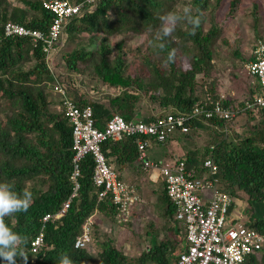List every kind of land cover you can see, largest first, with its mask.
I'll return each mask as SVG.
<instances>
[{
  "label": "trees",
  "instance_id": "16d2710c",
  "mask_svg": "<svg viewBox=\"0 0 264 264\" xmlns=\"http://www.w3.org/2000/svg\"><path fill=\"white\" fill-rule=\"evenodd\" d=\"M220 2L96 0L93 7L86 5L65 19L52 45L49 64L41 40L5 35L3 28L12 21L47 33L53 13L42 7L41 0H0V182H12L16 191L28 189L32 193L27 212L5 218L13 231L28 237V264H58L63 253L74 264H176L179 253L188 246L186 226L176 217L175 205L163 188L157 195L161 206L156 208L163 221L149 220L147 229L141 232L149 238V244L137 248V253L127 251L124 243L108 232H136L132 213L129 219H120L110 193L97 198L99 188L92 181L94 162L87 154L80 162L77 195L61 217L46 223L42 245L30 250L41 216L55 211L71 191V126L61 105H57L61 102L54 81L64 86L76 104L91 106L99 129L114 114L126 121H149L169 113L188 114L207 99L219 100L230 108L233 114L227 119L216 113L191 118L181 139L189 141L193 133L200 132L207 138L200 149L193 145L179 158L199 172L204 170L203 160L211 158L217 165L220 188L246 201V218L240 221L264 237V107L246 106L258 90V82L246 73L255 82L248 84L241 98L239 93L215 86L212 79L206 81L215 68V59L222 55L221 44L228 41L220 36L214 17ZM236 6L248 8L246 15L255 21L251 25L252 40H262L255 27L257 0H229L225 16L234 17L239 9ZM185 7H190L193 15L198 11L203 14L196 34L191 35L192 26L183 22L171 36L157 38L159 17L170 11L182 13ZM118 34L122 36L111 41ZM136 38L138 41H134ZM128 40L132 49H125ZM173 49L175 62L165 65ZM231 55L239 63L253 59L252 54L245 57L236 49ZM79 83L88 85L91 94L79 91ZM100 92L102 97L93 96ZM101 148L110 164L136 160L137 146L132 136L107 139ZM95 213L98 216L90 225V241L84 247H75L81 225ZM104 220L106 228H99ZM0 264L4 262L0 260ZM17 264H22L19 258ZM243 264H264V241Z\"/></svg>",
  "mask_w": 264,
  "mask_h": 264
},
{
  "label": "built area",
  "instance_id": "2783aa9c",
  "mask_svg": "<svg viewBox=\"0 0 264 264\" xmlns=\"http://www.w3.org/2000/svg\"><path fill=\"white\" fill-rule=\"evenodd\" d=\"M95 2L96 0H41L42 7L53 13L47 33L7 21L3 28L4 34L27 35L34 42L41 40L46 61L50 62L52 45L60 34L65 19ZM252 55L253 59L245 64V71L251 77H256L258 90L250 101H246V106L264 107V40L257 41ZM53 88L60 95V105L71 126V191L55 211L45 212L41 216L39 230L30 241L31 251H36L42 245L46 223L61 217L77 195L80 162L87 154L92 156L94 162L92 181L99 188L97 198L101 199L110 193L120 219H129L132 208L139 201V195L131 183L118 177L101 148L103 141L119 140L123 136L134 137L137 146L136 160L143 170L151 168L159 171L165 191L175 205V215L186 226L188 246L179 253L176 264H243L247 255L261 248L264 241L261 233L240 220L227 219L233 196L220 188L216 176L217 165L211 158L203 160L204 170L200 174L199 171L188 168L182 158L158 161L147 155L149 139L160 143L167 140L175 130L184 133L188 130L186 123L193 117L206 118L216 113L220 118L227 119L233 114L230 108L224 107L219 100L207 99L197 103L188 114L169 113L149 121H126L119 114H114L99 129L94 124L90 105L76 104L66 96L64 88L57 81H54ZM208 104L211 106L208 107ZM92 221L91 215L81 225L74 240L75 247H84L90 241Z\"/></svg>",
  "mask_w": 264,
  "mask_h": 264
},
{
  "label": "rangeland",
  "instance_id": "374dc122",
  "mask_svg": "<svg viewBox=\"0 0 264 264\" xmlns=\"http://www.w3.org/2000/svg\"><path fill=\"white\" fill-rule=\"evenodd\" d=\"M211 1L215 2V0H211ZM228 1L229 0H221L220 4L215 8L214 17L215 20L218 22L219 31H221L220 36L226 38L228 41L226 44H221V48L223 50V52H221L222 55L218 58V60L214 58L215 70L214 69L211 70L212 74L209 78L206 79V81L212 79L214 80L213 83L215 86L218 85L221 86V88L223 89H229V91L231 90L232 94L239 93L242 98L246 95L245 92L248 84L253 85V83L255 82L254 79L256 78L253 79L250 76L248 77V75L246 74L245 64L247 61L245 63H239L237 59L231 55V53L236 49L242 52L245 57H249V55L252 54V50L254 49L255 46L253 43H255L256 40H252L254 39V31L252 30L251 25L255 23V21L253 22L252 17L246 15V13L249 14L248 8H246V6L242 9L240 8V6L239 7L236 6V9L238 8L239 9L236 10L234 17L232 18L225 16L226 9L228 6ZM257 2L259 4V12L257 13L255 27L257 32H259L263 36L262 40H264V0H257ZM120 36H122V34L114 35L110 39L111 41H114L116 39H119ZM134 41H138V39L136 38ZM132 47L133 46L131 45V42L129 40L126 41L125 49H132ZM127 58L131 59V55L127 56ZM49 64H51V62H49ZM79 86L81 87L79 88V91H87L88 93L91 94L88 85L79 83ZM231 86L233 89H231ZM93 96L95 98H100L103 96V93L100 92ZM145 103L143 104V106H145ZM150 106L151 105L149 104L146 105V107L148 108ZM181 133L182 132L175 130L172 133V136H176L180 134V138H182ZM192 136H193L192 138H189V141H185L184 139H182V142L188 144L189 146H193V145L197 146L200 149L201 146L205 143L207 136L204 134V132L202 133L200 132L197 134L193 133ZM176 142L177 139L172 137V139L168 143L175 145ZM232 198H233V203H232L233 205L227 219L244 221L246 218L244 213L246 201H244L242 198H237L235 196H233ZM149 208L150 210H152L156 207L152 208L151 206H149ZM150 214L151 213H148V211H145V215L142 219V222L140 217L138 221L136 220L137 222L133 224V227L135 228L134 230H136V232L134 231L131 234H128L130 230H125L124 232L119 231L116 233H114L115 231L113 232L112 230H109V232L108 231L107 232L113 237L115 234L114 238L118 237L116 240L120 239L121 241L120 240L119 241L121 243L122 242L124 243L125 249L127 251L132 253L136 252V250L143 249L149 244V238L147 239V236H144L143 233H141L142 231H144V229L145 230L147 229L148 224L150 223L149 220L157 223H161L163 221V219L159 216L158 212H156V216ZM97 216L98 214H96V220H97ZM105 223H106L105 220L102 221V223H100L102 225L99 226V228L102 227L106 228ZM99 231L103 232L102 229H100Z\"/></svg>",
  "mask_w": 264,
  "mask_h": 264
},
{
  "label": "clouds",
  "instance_id": "9594fccd",
  "mask_svg": "<svg viewBox=\"0 0 264 264\" xmlns=\"http://www.w3.org/2000/svg\"><path fill=\"white\" fill-rule=\"evenodd\" d=\"M202 15L203 14L199 13V11L198 14L193 15L192 9L190 7L183 8L182 13L170 11L161 15L159 17L160 28L157 32V38L163 39L165 37L171 36L175 32L177 26L183 22H186L187 24L192 26V31L190 34L195 35L196 29L202 23ZM160 47L163 48L164 45L161 44ZM175 59L176 50L173 49L168 53L167 59L164 64H171L175 62ZM59 84L62 86L61 83ZM62 87L64 88V86ZM65 93L68 97L66 90ZM57 94L59 95V93ZM58 105L60 106V104ZM171 136H169V138L164 142L168 141ZM32 199L33 196L30 190L24 189L23 191L18 192L15 190L14 183L0 182V260H2L4 264H17L18 258L21 260L22 264H28L29 256L25 251V246L28 243V237L26 235L13 231L6 224L5 218L13 216L16 213L27 212V210L31 206ZM136 204L134 205L132 210L135 208ZM58 264H74V261L66 253H63L60 256Z\"/></svg>",
  "mask_w": 264,
  "mask_h": 264
},
{
  "label": "crops",
  "instance_id": "0c3cea01",
  "mask_svg": "<svg viewBox=\"0 0 264 264\" xmlns=\"http://www.w3.org/2000/svg\"><path fill=\"white\" fill-rule=\"evenodd\" d=\"M172 137L177 139L175 145L168 143L172 139ZM172 137L169 141L163 143H159L152 139H149L150 142L147 148L148 157L152 160L171 161L176 157H179L181 154L185 153L186 150L192 148V146H189L188 144L182 142L180 134ZM137 163L138 161L135 160L134 162L130 163H111V165L116 168L120 178L125 180L126 182L131 183L139 194L140 200L135 206L136 210L135 208L134 210H132V217H130V219L137 222L139 220V217L141 216L140 218L142 222V219L145 215V211L151 213L150 215L156 216V212H158L156 208L157 206H161V202L158 201L157 195L158 192L164 188V183L157 169L149 168L147 170H143L140 167V164ZM148 205L152 208H156L150 210ZM135 212L139 215H137ZM94 218H96V213L93 214L92 219Z\"/></svg>",
  "mask_w": 264,
  "mask_h": 264
}]
</instances>
